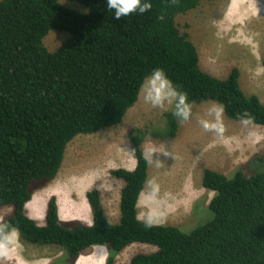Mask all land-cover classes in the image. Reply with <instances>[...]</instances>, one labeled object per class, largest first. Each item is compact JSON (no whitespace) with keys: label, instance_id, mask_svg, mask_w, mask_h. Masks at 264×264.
I'll return each instance as SVG.
<instances>
[{"label":"trees","instance_id":"obj_1","mask_svg":"<svg viewBox=\"0 0 264 264\" xmlns=\"http://www.w3.org/2000/svg\"><path fill=\"white\" fill-rule=\"evenodd\" d=\"M77 1L88 10L62 0H0V207H13L0 220V235L16 230L25 242L61 247L58 264H74L97 245L108 246L107 264H114L135 242L157 249L135 254L130 264H264V169L249 176L241 169L228 175L205 168L212 213L191 231L140 217L150 169L144 143L150 133L177 136L184 119L176 108L164 113V129H133L134 169L111 170L124 182L118 221L108 218L96 187L86 193L91 223H65L55 195L44 224L27 213L36 190L57 177L68 144L120 124L154 69L185 94L189 108L212 100L229 118L247 116L264 125V102L244 91L240 68L224 78L204 70L196 43L177 21L204 0H151L149 11L120 19L107 11L106 0ZM52 29L70 33L55 50L44 42ZM256 158L264 162V154Z\"/></svg>","mask_w":264,"mask_h":264},{"label":"rangeland","instance_id":"obj_2","mask_svg":"<svg viewBox=\"0 0 264 264\" xmlns=\"http://www.w3.org/2000/svg\"><path fill=\"white\" fill-rule=\"evenodd\" d=\"M62 1L71 8L88 10L77 0ZM177 21L196 43L204 70L224 78L238 66L244 91L257 94L264 102V0H204L197 8L179 14ZM69 38L67 31L52 29L44 42L55 50ZM216 107L221 105L212 100L194 102L176 137L155 138L150 133L146 139L144 149L150 169L140 198L142 219L191 231L212 213L208 204L214 191L203 186L205 168L228 175L241 169L249 176L264 169V162L256 158L264 154V125L251 121L244 124L243 120L229 118L224 110L217 119L211 111ZM174 108L175 101L153 105L141 92L120 124L77 135L68 144L57 177L36 190L27 204V213L44 224L48 201L55 195L65 223H91L93 215L86 193L96 187L108 218L118 221L124 182L111 170L133 169L137 164L131 141L133 129L166 128L164 113ZM201 121L215 127L205 129ZM12 210V205L1 206L0 220ZM156 249L154 244L132 243L120 252L114 264H130L135 254ZM108 255L107 245H97L82 253L74 264H107ZM63 256L61 247L25 242L16 230L7 238L0 235V264H58Z\"/></svg>","mask_w":264,"mask_h":264},{"label":"clouds","instance_id":"obj_3","mask_svg":"<svg viewBox=\"0 0 264 264\" xmlns=\"http://www.w3.org/2000/svg\"><path fill=\"white\" fill-rule=\"evenodd\" d=\"M152 7L151 0H106L107 11H110L114 19H120L132 14H143ZM141 92L144 93V99L153 105H162L165 100L175 101V115L187 119L189 116V107L186 103L185 94L179 92L168 79L162 69H154L141 85ZM215 112L216 118L219 119L222 107H216L211 110ZM211 114V113H210ZM251 117L243 119L244 124H248ZM205 129L215 127L209 121H201Z\"/></svg>","mask_w":264,"mask_h":264},{"label":"crops","instance_id":"obj_4","mask_svg":"<svg viewBox=\"0 0 264 264\" xmlns=\"http://www.w3.org/2000/svg\"><path fill=\"white\" fill-rule=\"evenodd\" d=\"M135 166H136V165H135ZM134 168H135V167H134ZM134 168H133V169H134ZM103 203H104V202H103ZM139 205H140V201H139ZM139 211H140V210H139Z\"/></svg>","mask_w":264,"mask_h":264},{"label":"bare ground","instance_id":"obj_5","mask_svg":"<svg viewBox=\"0 0 264 264\" xmlns=\"http://www.w3.org/2000/svg\"><path fill=\"white\" fill-rule=\"evenodd\" d=\"M236 6H237V5H236ZM240 12H241V11H240ZM38 262H39V261H38ZM38 262H37V263H38ZM37 263H36V264H37Z\"/></svg>","mask_w":264,"mask_h":264}]
</instances>
